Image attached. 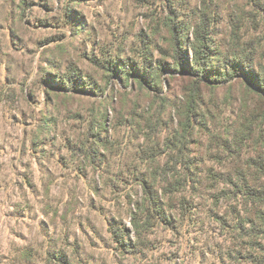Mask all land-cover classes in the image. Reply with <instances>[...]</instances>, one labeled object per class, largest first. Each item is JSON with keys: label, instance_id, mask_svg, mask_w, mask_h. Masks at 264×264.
I'll list each match as a JSON object with an SVG mask.
<instances>
[{"label": "rangeland", "instance_id": "1", "mask_svg": "<svg viewBox=\"0 0 264 264\" xmlns=\"http://www.w3.org/2000/svg\"><path fill=\"white\" fill-rule=\"evenodd\" d=\"M205 2L0 0V264H264V234L250 228L262 221L225 180L264 158V124L241 154L223 146L246 111L243 85H203L206 124L184 141L172 103L188 80L166 71L163 92L154 91L108 68L174 63L172 19L193 40ZM259 8L211 0L213 45L224 56L248 44L264 50ZM249 104L263 105L254 93ZM183 143L189 167L168 174L180 188L157 192L167 220L146 221L140 177L155 157L171 166Z\"/></svg>", "mask_w": 264, "mask_h": 264}, {"label": "trees", "instance_id": "2", "mask_svg": "<svg viewBox=\"0 0 264 264\" xmlns=\"http://www.w3.org/2000/svg\"><path fill=\"white\" fill-rule=\"evenodd\" d=\"M250 1L253 7L258 9L264 2V0ZM210 7L211 0H206L199 13L198 21L194 25L193 40L185 41V27L177 23L175 19H172L174 63L168 64L165 61H159L156 66H153V62L149 64L144 62L138 66H128L123 62L116 61L108 65V68L113 73H119L124 76L127 81L136 73L139 76L137 79L139 84L142 87L146 85L154 91L161 90L163 92V74L166 71L174 74L171 77L181 75L185 80H188V86L184 91V100L181 103L175 101L172 103L177 108L180 116L177 134L184 141L188 140L193 134L192 131L196 125L202 127L206 124V111L203 112L201 110V106L207 109L204 95L201 91L203 85L212 88L231 86L233 84L243 85L241 98H244L245 104L243 106L246 111L240 121L241 125L234 128L236 129L235 132L231 134L230 125L224 128V133H230L231 137L227 136L223 143L226 150L241 154L244 147L249 144L248 141L252 142L256 134L259 135L261 133L262 124H264V50L259 49L257 52L254 46L248 44L242 48L245 52L240 51L238 47L233 48L224 56L223 50L213 45L212 20L208 13ZM190 53L192 54L191 57H189ZM256 54H258V60L257 56H255ZM252 93L258 95L259 100L263 103L262 106H258L256 109H250L249 99L252 97ZM164 99L170 103L168 97ZM95 127L96 125H94L93 129ZM172 152L175 155L171 157V164H169L171 166L161 168L155 157L151 162L153 171L147 176L143 175V177H140V183L147 193L146 221L157 217L161 218L160 220H167L163 207L158 205L157 192L161 186H164L163 190L165 192L175 194L182 184L181 178L175 175L170 178L168 174L177 171L182 164L185 167H189L191 157L188 156L186 143H183L176 150H172ZM239 170L240 173L236 177L228 175L225 179L230 186L228 195L249 198V203L255 208L263 226L259 227L256 221L251 220V233L253 235L259 232L264 234V210L262 209L264 206V179L260 180L259 178L247 176V172L250 170H256L258 173L264 174V158L261 156L258 158L250 157L245 165H241ZM140 220V218L136 220L135 216V224L137 226L141 224ZM240 222L242 223V221ZM121 242L123 245L127 244L124 240Z\"/></svg>", "mask_w": 264, "mask_h": 264}]
</instances>
